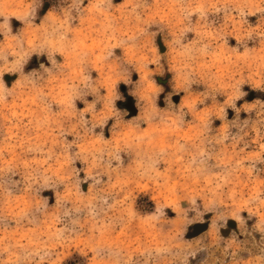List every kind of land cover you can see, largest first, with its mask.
I'll use <instances>...</instances> for the list:
<instances>
[{
  "label": "clouds",
  "instance_id": "clouds-1",
  "mask_svg": "<svg viewBox=\"0 0 264 264\" xmlns=\"http://www.w3.org/2000/svg\"><path fill=\"white\" fill-rule=\"evenodd\" d=\"M0 264H264V0H0Z\"/></svg>",
  "mask_w": 264,
  "mask_h": 264
},
{
  "label": "rangeland",
  "instance_id": "rangeland-1",
  "mask_svg": "<svg viewBox=\"0 0 264 264\" xmlns=\"http://www.w3.org/2000/svg\"><path fill=\"white\" fill-rule=\"evenodd\" d=\"M45 7L47 8L48 7V5L46 4L45 5ZM254 19V18H253ZM158 43H159V39H158ZM162 50H163V48H162ZM33 66H36V64H35V58H33V62L29 65V68H31V67H33ZM135 78V77H134ZM7 79H10L9 77H6V80ZM160 78H158V80H159ZM121 90L122 91H125V86H123V85H121ZM247 90V89H246ZM256 95H258V94H256V93H250V95H249V97H248V99H252V98H254V96H256ZM174 100H176V101H178V97H174ZM118 106H122V102H118ZM127 107L129 106L130 108L132 107V99L131 98H128V102H127V105H126ZM135 109H133L132 110V114H135ZM47 194V193H46ZM170 215H171V213H170ZM230 223V225H232L234 222H229ZM223 231V230H222ZM189 235H191V232H190V234Z\"/></svg>",
  "mask_w": 264,
  "mask_h": 264
},
{
  "label": "water",
  "instance_id": "water-1",
  "mask_svg": "<svg viewBox=\"0 0 264 264\" xmlns=\"http://www.w3.org/2000/svg\"><path fill=\"white\" fill-rule=\"evenodd\" d=\"M129 107V106H128ZM130 108V107H129Z\"/></svg>",
  "mask_w": 264,
  "mask_h": 264
}]
</instances>
